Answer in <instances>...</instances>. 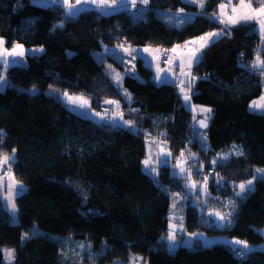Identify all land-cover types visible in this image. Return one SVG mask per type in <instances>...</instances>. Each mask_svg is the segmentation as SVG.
I'll use <instances>...</instances> for the list:
<instances>
[{
	"label": "trees",
	"instance_id": "16d2710c",
	"mask_svg": "<svg viewBox=\"0 0 264 264\" xmlns=\"http://www.w3.org/2000/svg\"><path fill=\"white\" fill-rule=\"evenodd\" d=\"M260 1L251 0L252 6L264 5ZM40 2L0 0V38L6 47L18 43L35 49L23 64L7 67L9 82L0 91V152L15 155L11 169L25 186L17 225L0 201V264H129L131 255L142 256L146 264H264V250L257 247L264 240V176L243 197L232 195L235 184L264 169V114L249 108L263 92L256 66L259 56L264 61L261 31L242 23L224 26L217 14L225 0H203L201 6L148 0L141 11L119 5L75 16ZM211 32L219 35L191 69L190 99L211 109L204 147L177 86L156 83L137 51H172ZM116 48L136 52L133 70L116 60ZM108 65L123 74L120 86L131 102L112 81ZM63 92L85 96L96 113L101 105L111 106V120L76 113L60 99ZM116 113L119 124L112 122ZM154 139L169 148L172 163L186 146L192 149L195 170L180 166L190 177L213 170L204 183L233 200L223 228L190 201L183 179L173 174L174 163L161 165L156 175L145 170L147 144ZM233 147L241 152L216 158ZM174 200L183 201L180 224L186 233L244 242L245 257H238L244 246L222 242L168 249ZM6 249L13 251L11 262Z\"/></svg>",
	"mask_w": 264,
	"mask_h": 264
},
{
	"label": "rangeland",
	"instance_id": "374dc122",
	"mask_svg": "<svg viewBox=\"0 0 264 264\" xmlns=\"http://www.w3.org/2000/svg\"><path fill=\"white\" fill-rule=\"evenodd\" d=\"M71 1L75 2L76 0H71ZM185 1L195 3L198 6L202 5L201 0H185ZM259 2L261 1L259 0ZM90 3H91V0H90ZM121 3L125 4L124 0H115V3H113L111 7H116V5H120ZM231 3L234 4L232 1ZM108 4L110 5V3ZM127 5L131 8L137 7L135 10L141 11L145 4H143L141 0H136L135 5H132L131 0H128ZM105 8H108V7H105ZM229 11L232 13V10H229ZM243 28L246 29L248 28V26H243ZM258 29L259 31H261L259 33L262 34L263 32L261 28H258ZM211 33H215V32H211ZM215 37H218V36L211 37L207 46L210 45L212 39H215ZM199 38L200 37L189 40L183 45L175 47L174 48L175 51L172 50V51H166L162 53L156 48L144 47V48L139 49L137 51V54L142 55L145 63L152 69V72H153L152 79H154L156 83L161 84V83H166V81H169L171 82L173 86H177L178 94L182 101V105L192 112L193 125L197 130L196 131L197 138L200 140L201 146L202 145L204 146L205 127L201 126L200 122L204 121L205 124L207 125L210 112L202 111V109H209V108L206 106L194 104L190 99V96H191L190 85H192V82H194L195 80L194 74L192 73L191 69L194 64L198 63L203 58L204 51L207 48L206 46L200 49V45L198 43L197 44L191 43L192 41H197ZM189 48L199 49V51L197 52V56L199 57V59L193 60L191 62L190 67H189V52H188ZM114 51L116 52L114 53L117 54L116 60L122 63L124 69L127 72L128 71L130 72L131 69L132 70L134 69L133 67L134 58H136L137 56L135 51L133 52L130 50H122L119 48L114 49ZM108 68H110L109 70L112 76V81L115 83V85L120 86V80L123 74L120 71H118L117 68L111 65H108ZM260 73L262 75L261 83L263 86V92H262L263 95L261 94L259 98L253 100L250 106H252L253 109L262 111L258 113L264 114V108L254 107V105L256 104H264V100L261 99L262 97H264V68L260 67ZM117 74H119V81H117L116 79ZM8 82L9 81L6 76V72H4L3 74L0 75V91H4L7 88L6 85L8 84ZM120 90H122L121 92H123L124 98L128 100V102H131L129 94H127L121 88V86H120ZM65 93H67L68 96H72V97H83L89 102V107L81 108L79 107L78 104H74L70 102L68 100V97L64 95ZM59 95H60L59 96L60 99H62L69 106V108L75 111L76 113L88 116L89 118H93L94 120L100 119V117L96 115V111L91 107L90 100L86 98L85 96L70 94L68 92H63V93H60ZM186 95L189 97L187 100H185ZM115 106H117V104ZM206 117L207 119H205ZM121 119H122L121 114L116 113L115 119L113 118L112 122L119 124L121 123ZM190 150L193 156L194 153L192 149ZM240 152L241 151L238 147H233L227 152L219 154L218 156H216V158L219 160H228L233 155L239 154ZM5 155L9 157V160L6 163L3 162V157ZM171 155H172L171 151L163 142L154 139L151 143L147 144V158L145 159V161L147 160L149 161V163L147 166L145 165V170L150 174L156 175L158 167H160L161 165L172 166L174 163L176 167L173 169V174L178 175V177L183 179V184H185L186 186V194L190 197L192 196L190 201L193 204H196L197 206H199V209L201 213L204 214L206 220H208L210 223H211V220H213L216 227L223 228L228 221V216L231 214L233 200L225 199L221 194L213 193L210 190V188H208L207 184L204 183L206 180H209L211 178L208 175V173H205L207 175L201 174L202 177H200L198 173H192V176L190 177L186 168L180 167V166H184V162L181 160L174 159L172 163ZM14 160H15L14 154L0 152V174L1 173L5 174L4 177L0 176V201L2 203L3 208L8 213L11 223L13 225H17L19 223L18 201L24 195L25 186L14 176L12 172L11 163ZM188 166L190 168L192 167L196 168L197 164L195 163V160H194L193 162L192 161L189 162ZM258 169H262V168H258ZM263 176H264V172L255 171L254 177L251 179L252 184L248 185L247 182H244V184L246 185V188L244 191H241L239 188V185L241 183L235 184L233 186V193H232L234 199L241 198L247 193L251 192L254 189V181ZM224 182H225L224 180L222 179L220 180V183L222 184L223 187L226 185V184L224 185ZM188 196L186 197V199H188ZM181 198L185 200V197L181 196ZM183 205L184 204L182 200L181 201L174 200L172 202L170 206V211H169V216L172 220L182 219L181 217L184 212L182 213L181 206ZM216 213H219L220 215L218 216L216 215ZM220 216H223L224 219H221ZM173 226L175 228V237H176L175 241L168 239L169 233L173 232L174 230ZM261 233L264 236V229H261ZM221 237L223 236H207L203 232H196L193 234L186 233L183 229L182 224L177 223V222L175 223L174 221H169L168 230H167L165 239H166V246L168 249H176L177 247H179L181 243H183L184 245H188L189 247H198V246H205V245L211 246L215 244L216 242L220 243ZM257 247L264 250V240ZM9 250L8 249L5 250L7 262H11V256H9ZM240 252L241 254H243L244 250ZM239 258H243V257L239 256ZM129 264H146V261L140 255H131Z\"/></svg>",
	"mask_w": 264,
	"mask_h": 264
},
{
	"label": "snow or ice",
	"instance_id": "6c2138e0",
	"mask_svg": "<svg viewBox=\"0 0 264 264\" xmlns=\"http://www.w3.org/2000/svg\"><path fill=\"white\" fill-rule=\"evenodd\" d=\"M54 2L61 3L65 6H67V8H68L67 14L69 16H73V15L77 14L78 11L82 10L81 8H78V5H80L81 0H76V4L70 3V0H54ZM135 2H136V0H131L132 5H135ZM141 2L146 5L148 3V0H141ZM202 2H203V0H201V4H202ZM257 2H259V0H257ZM83 3L87 4V3H89V0H83ZM91 3L95 4L98 8H101V9H103L105 7H111V5L108 4L107 0H91ZM113 3H115V0H113ZM124 3L127 4L128 0H124ZM225 7H226V5H221L222 9ZM232 13H233V15L228 17V22H230L232 24L238 23L240 20L252 19L254 17L261 18L259 22H260L261 30L264 31V5H262L261 7H258V8H253L251 0H247V2H246V0H240L239 5L232 8ZM217 35H219V34L218 33H208L206 36H202L197 41H192L191 43H193V44L198 43L200 45V49H202V48L207 46L211 37L217 36ZM0 43H2V41H0ZM17 48H20V46L17 45ZM173 51H175V49H173ZM198 51H199V49H192V48L188 49L189 67L191 66V62L193 60L199 59V57L197 56ZM12 54H17L15 49L13 50ZM19 54L22 55L23 52L21 51ZM256 66L264 68V61H261L259 59V57L257 58ZM116 79H117V81H119V74H117ZM64 95L68 97V100L70 102H72L74 104H78L79 107H81V108L89 107V102L86 99H84L83 97H72V96H68L67 93H65ZM188 98L189 97L186 95L185 100H187ZM261 99L264 100V97H262ZM105 103L106 104H117V106H118L117 101L106 100ZM254 107L264 108V104H256V105H254ZM202 111L210 112L211 109H202ZM96 115L100 116V113H96ZM113 118L115 119V115ZM101 119H104V117L101 116ZM205 119H207V117ZM126 123L131 124V121H126ZM200 123H201V126L206 127V124L204 121H201ZM181 156H183V153H181ZM8 160H9V157L7 155H5L3 157V162L6 163ZM144 163L147 166L149 161L146 160ZM257 171L258 172H264V170H262V169H257ZM247 184L251 185L252 181L251 180L247 181ZM239 188L241 191H244L246 188V185L244 183H241L239 185ZM13 207H14V205H13ZM216 215L219 216L220 214L216 213ZM220 218L224 219L223 216H220ZM173 228H174V226H173ZM168 239L175 241V239H176L175 228H174L173 232L169 233ZM235 243L241 244L244 242L236 241ZM247 251H248L247 245L245 244L244 245V253L246 254ZM9 256H11V250H9Z\"/></svg>",
	"mask_w": 264,
	"mask_h": 264
},
{
	"label": "crops",
	"instance_id": "0c3cea01",
	"mask_svg": "<svg viewBox=\"0 0 264 264\" xmlns=\"http://www.w3.org/2000/svg\"><path fill=\"white\" fill-rule=\"evenodd\" d=\"M41 1V2H40ZM232 0H225V2L222 4V5H226L225 8H219V12L217 14V18L218 20L224 25V26H231V25H235V24H232L230 22H228V17L233 15V13H231L229 10H232L233 7H236L239 5L240 3V0H237L234 4L231 3ZM39 2L44 5V6H52V5H57V6H60L63 8L64 10V13L66 15H68V8L67 6L61 4V3H56L54 2V0H39ZM108 3H110L108 0H107ZM247 2V0H246ZM70 3L72 4H76V1L75 2H72L70 0ZM110 5H113V3H110ZM120 5H127V4H123L121 3ZM119 6V5H116V7ZM116 7H108V8H98L95 4L93 3H90V0H89V3L87 4H84L83 3V0H81V3L80 5H78V8H81L82 10L78 11L77 14L75 15H78L80 12L84 11V10H88V9H96V10H99L100 12H108V11H111L113 8H116ZM134 7V6H133ZM253 7V6H252ZM131 9V7H128ZM254 8V7H253ZM228 11V12H227ZM73 15V16H75ZM69 16V15H68ZM260 19L259 17H254L252 19H246V20H240L238 23H242L243 25L245 24L246 26H248V28L250 27H257V28H260ZM34 35V32L32 35H30L28 38L32 37ZM262 39L264 38V32L262 34H260ZM216 38V37H215ZM213 40V39H212ZM0 41H2V43H0V66L2 67L1 69V74H3L7 67H9L10 65H14V64H18V65H21L24 63V59L26 57L27 54H32L35 49L33 48H26L24 47L23 45L21 44H14L12 47L10 48H7L6 45H5V40L0 38ZM17 45L20 46V48H17ZM16 50V53L17 54H12L13 53V50ZM23 52V54H19L20 52ZM161 52V51H160ZM259 59L261 60V58L259 57ZM178 68V67H177ZM7 84V83H6ZM192 85H193V82H192ZM192 85H190V89L192 88ZM263 95V94H262ZM250 108L252 110H255L257 112H262V111H259L257 109H253L252 106H250ZM184 210V209H183ZM182 219H179V220H173L175 223H180ZM211 222L213 224H215L213 222V220H211ZM236 241L238 240H230V239H227V238H223L221 237V240L220 242L224 243V244H227V245H230L232 248H240L243 245V243L241 244H237L235 243ZM248 248V247H247ZM244 249V248H243Z\"/></svg>",
	"mask_w": 264,
	"mask_h": 264
},
{
	"label": "built area",
	"instance_id": "2783aa9c",
	"mask_svg": "<svg viewBox=\"0 0 264 264\" xmlns=\"http://www.w3.org/2000/svg\"><path fill=\"white\" fill-rule=\"evenodd\" d=\"M98 110H99V113L101 114V116L104 117L103 120H105L107 122L111 120V118H112V109H111V106H109V105H101V106H99V109ZM181 153H183V156H181ZM175 159L183 161L184 164H188L191 161L193 162L194 161V157L192 156L190 147L189 146H186L185 149H182V151H180L176 155ZM194 170H195V168L192 167L191 168V171L193 172ZM208 173H213V170L212 169L208 170ZM0 176L4 177L5 174L4 173H1ZM239 254H241V253H239ZM239 254H238V257L239 256L245 257V253H243L241 255H239Z\"/></svg>",
	"mask_w": 264,
	"mask_h": 264
}]
</instances>
